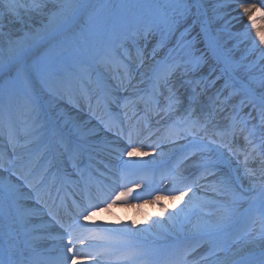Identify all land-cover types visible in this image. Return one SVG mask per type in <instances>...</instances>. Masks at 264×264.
Masks as SVG:
<instances>
[{
	"label": "rangeland",
	"instance_id": "374dc122",
	"mask_svg": "<svg viewBox=\"0 0 264 264\" xmlns=\"http://www.w3.org/2000/svg\"><path fill=\"white\" fill-rule=\"evenodd\" d=\"M207 1L211 4L209 9L211 8L210 13L213 14L212 23L214 29L222 27L221 29L225 30V33L223 32L219 35L221 43H218L223 52L228 55L233 70L237 72V74L241 75L243 79L248 81L254 88L261 90L260 94L264 97V45L260 44L262 39L256 37L252 27H244L246 22H243L245 15L240 14L242 9L239 8L243 7L244 4L238 2L237 0ZM27 2L29 3V7H22V14H19L18 11H14L13 9L3 11L5 15L4 19L7 24L0 26V33L10 37L15 45L8 44L0 46V66L6 59L16 55L18 52H21L24 49L21 48V45L27 46L28 44L42 38L45 33L51 32L57 28L77 10L81 0H27ZM255 3L256 7H258L261 11H264V0H255ZM31 4L34 7H30ZM113 6L115 9H118L119 7V5L115 7V4L111 0L107 5L102 7V10H100L97 15H91L92 20L88 24V27L85 28L86 30H84L83 34V36L89 38L91 44H94L95 42L98 43V40L102 41L103 36L107 32L104 28L106 25L105 22H107V18H109L110 13L113 10ZM121 11L120 23L125 27L126 25H129L128 19L131 18V16L134 15L132 21L133 23L138 20V16L140 14L144 13L145 16L139 20L138 26L135 24L137 26L136 29L166 43H169L173 37L176 36L175 33L180 30L179 28L187 24L188 21L195 15V13L187 7L183 0H124L121 5ZM261 16H264V12L261 13ZM141 25L143 28H141ZM235 27L237 28L235 29ZM219 31L221 30L218 29L217 32ZM191 32H193L191 38H189V34L183 35L177 47V51L173 53V59L178 62L180 67L185 69L183 72H188V74L197 72L207 64L204 54L200 55L198 58L195 57V50H198L199 47L206 46L205 38L199 34L197 35L194 28ZM64 41V50L61 52L56 51V53H59L60 55L56 58V60H59L57 62V66L59 68H61V62L66 61L67 59H76L73 51H71L73 48H70L68 42H66L67 40ZM50 45L43 49L36 57V61L33 62L34 67L37 70L36 72L42 76L50 77L48 79H51L52 77L51 65L56 63L48 61L52 56L51 53H49L51 50H47ZM80 49L81 50L79 51H82V46H80ZM65 52H67V54H65ZM215 74L211 72L210 74L204 76V78H206V81L204 82L206 90L215 89L217 86L218 78L213 79ZM24 82L27 84L26 80ZM14 87L16 88L15 85ZM23 89L24 85H22V83L21 86L16 88L19 96L25 102L22 96ZM0 90L1 103V99L4 94L3 91H7L6 85L2 84V88ZM229 97L230 100L236 98L233 95H230ZM11 100L12 99H10V101ZM239 104L240 107L244 109L247 102L244 100L239 102ZM30 114L34 115L35 113L30 110ZM259 117L260 115H258L257 118L259 123H254V125L258 124L256 127L257 129L254 128V130H257L254 134L257 139L258 135H264V113L260 118ZM35 125L36 124H34V127ZM19 126V128H21V122L19 123ZM34 127L32 129H34ZM258 151L261 154L264 153V141H260ZM216 157L206 156L205 158L200 159L199 162H215ZM245 165L240 168L241 174H239V180L241 179L243 182V188H239L240 192H238L237 195L230 196L225 194L226 196H224L220 190H229L232 184H224L222 181H218L217 186L209 190V198L207 200L204 199L206 201L205 205L207 206L217 204V206L212 209L213 211H199V213L202 212L203 214H199L197 216L193 215L190 219H184L181 212L178 215H175L176 218L173 219L171 229L168 233L174 234L175 236L180 233H207L211 232L215 228L220 229V227L224 226L229 220H231H227L226 213L221 205L229 203L231 199L237 200V202L239 201L240 203L242 201H249L254 195H248V193L259 189V180L256 181L257 183L250 184V176L247 174L249 172H247ZM192 166L193 165L189 167ZM262 176L264 177V173ZM238 182L239 181L237 180V184ZM244 185H247L248 187L250 186V188L246 189ZM5 186H7V184H5ZM227 199L230 201L228 202ZM256 205L257 215L254 220L250 218L247 219L248 225L251 226L248 227L246 234L242 237L238 236V234L240 235L239 231L241 229L238 224L234 231L232 230L233 233H226L224 237L222 236L219 242L221 247H223L222 250H220V255L206 264H223L228 259L232 258L236 253H239L244 249H248V247H256L255 243H259V241L263 240L264 198H261ZM232 211L227 212V214L229 213V217L231 216ZM230 234L231 236H229ZM232 236L236 239L233 243L226 245L229 237L232 238ZM250 243L252 244L247 246Z\"/></svg>",
	"mask_w": 264,
	"mask_h": 264
},
{
	"label": "bare ground",
	"instance_id": "6f19581e",
	"mask_svg": "<svg viewBox=\"0 0 264 264\" xmlns=\"http://www.w3.org/2000/svg\"><path fill=\"white\" fill-rule=\"evenodd\" d=\"M238 2L244 4L243 7H239L242 9V12L240 14L245 15V18L243 22H245L244 27H252L254 33L256 34V37L259 39H262L260 41L261 45H264V16H261V13L264 11H261L258 7H256L255 0H237ZM244 1V2H243ZM16 2V4H15ZM17 6V7H16ZM33 5L31 4L30 7ZM22 7H29V3L27 0H0V26L1 25H6L7 22L4 19L5 15L3 11H7L10 9H13L14 11H18L19 14L23 13ZM34 7V6H33ZM198 11L200 12L201 18L203 14V6L200 4L198 5ZM79 11H75L72 16L69 17V19L62 23L61 26L57 29V32L60 30H64L68 26H71L74 22H76L78 13ZM251 13V14H250ZM242 22V23H243ZM237 23V22H235ZM241 23V22H238ZM237 27H235L236 29ZM204 35L208 36V41H209V47L210 51L212 53L211 59L214 61L217 60L218 62H221L220 60L216 59V51L213 46V43L209 37V34H207V30H203ZM8 44H14L13 40L8 37L5 34L0 33V46L3 45H8ZM33 45H36V42L34 44H31L27 49H25L22 52H18L17 55H21V59H26L29 56L33 54V50L35 49V46L32 48ZM14 62L13 60H9L5 63L3 66L4 68H8L12 63ZM152 62H146L145 66L150 67ZM219 65V64H218ZM119 67L122 70H125L124 66L122 64L119 65ZM144 67V66H143ZM143 67L141 70L143 71ZM177 74V73H176ZM175 78L179 77H173L171 81H173ZM172 83V82H171ZM170 83V84H171ZM168 85L167 88L164 90L163 95L166 96L165 98H169L170 94L172 93L173 89L175 87V83L171 86ZM243 86V95H249L252 100H254L257 104L264 106V101L258 97V93L254 91L253 87L250 85H245L241 83ZM74 86H69V88H73ZM151 90V87L149 88ZM169 92V93H168ZM168 93V94H167ZM204 97L198 101V106L204 107L203 105H209V109H206L204 111V118L206 116L210 117L209 115L211 113H215V118L213 119V124L211 121H208L206 125L205 132H203V135L216 138V139H227L230 136V128H224V125H227L230 121L231 118V110H228L225 106V103L218 100L214 99L213 102L211 101V97L209 93L204 92L202 93ZM172 96V101H174L173 106H178L181 101V97L179 96L178 98ZM176 100V101H175ZM178 104V105H177ZM178 107H181L178 106ZM175 110L173 109V113ZM172 116V115H170ZM175 116V114H174ZM203 117V116H202ZM195 118L193 120H196L197 122L193 124V127L198 126L203 118ZM206 117V118H208ZM227 120V122H225ZM214 125L209 127V125ZM193 128V129H194ZM155 128L154 126H150V130L153 131ZM96 131L95 128H93L90 132L94 133ZM229 131V132H228ZM169 133L176 135L177 131L175 130H169ZM205 133V134H204ZM245 132L243 130H239V132L234 133L236 136H241L240 138L237 137V140L232 143L231 149H235V151L238 149L235 145L237 143L238 146L245 147L248 146L249 148H246L245 151H243L241 154L242 156L240 157V160L246 161L248 157L252 159L251 156H253V160L257 161L255 164H251V166L248 168L249 173H247L250 177V184L251 183H256V181H261L260 183L264 184V179H262L258 173L264 169V159L262 157H259L257 149L250 144V140L247 141L246 137L243 135ZM95 134V133H94ZM104 138H100L98 134H95L94 137L91 138L90 144L94 149H96L99 153V156L102 154L105 155V149L106 148V142H104ZM180 140V139H179ZM178 140V141H179ZM239 142V143H238ZM183 141H179L178 145H183ZM240 148V149H241ZM169 148L165 149V153H169L171 150H168ZM167 150V151H166ZM164 153H161V155ZM79 153L77 152L75 156L78 158ZM157 156H160V153L157 152ZM169 156V155H167ZM239 160V161H240ZM239 161L237 163L233 164V176L235 177L236 181L238 180V185L240 187L243 186V182L241 181L240 178V166H239ZM183 167H179L178 172L180 177L182 178L185 175H187V171L184 170ZM260 170V171H258ZM129 175V173H127ZM210 178L208 181H206L202 186L199 188H195L192 191L189 192H183L181 194L175 193L172 194V197H170L171 190L162 192L160 195H157L156 197L150 199V198H143V199H136L132 201V203H122L121 205H115V206H108L107 208H104L102 210L96 211L94 214H91L89 216L91 222L89 223L90 227L94 230L92 231V234H97L101 233L102 231L106 232H111V233H116L118 231H128L132 235H138V236H143L144 233L146 232H154L157 233L158 231H163V232H168L171 229V225L173 222V219L175 218V215L178 214L180 211H187L190 209L192 204L199 200V199H205L207 200L209 198L208 195V190L212 189L218 180V177L209 175ZM178 179V178H177ZM135 180V179H133ZM176 179H173L171 182L174 184L172 188L170 189H176L178 185L181 183H175ZM109 183H113L112 181H109ZM246 189L250 188L247 185H244ZM243 188V187H242ZM19 198H17V202H20L22 207L29 205V201L25 197H20L22 196L21 194H18ZM6 200H9L8 198H5L4 195H2V192H0V252L5 253V257L7 258L8 261H10L11 264H30L31 260L37 255L38 250L44 245L43 243H40L42 239L44 238L43 235L44 233L43 230H46L47 228L45 227L44 229H41L40 226L42 225V222H44L43 216H39L37 214L36 210L27 207L24 210L25 216L30 220L25 222V226H17L16 223L13 222V219L11 217L10 211L7 210V207L5 206ZM31 210V211H27ZM20 227H25L27 229V234H29L31 239L34 242H30L31 240H28L29 245H22L18 241L19 235L21 234ZM41 231V232H40ZM150 232V233H151ZM118 244L123 243L122 241L117 242ZM93 250L84 249L83 252L87 253L90 252L92 253ZM258 250L253 251V249H246L245 251H242L239 256H237L235 259L230 260L227 264H242L244 262H247L248 260H251L252 257L258 255Z\"/></svg>",
	"mask_w": 264,
	"mask_h": 264
}]
</instances>
